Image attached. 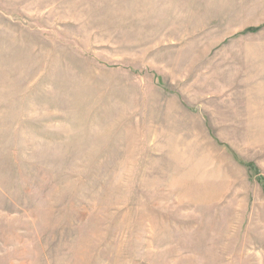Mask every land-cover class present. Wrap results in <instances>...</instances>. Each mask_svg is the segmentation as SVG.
<instances>
[{"label":"rangeland","instance_id":"rangeland-1","mask_svg":"<svg viewBox=\"0 0 264 264\" xmlns=\"http://www.w3.org/2000/svg\"><path fill=\"white\" fill-rule=\"evenodd\" d=\"M0 264H264V0H0Z\"/></svg>","mask_w":264,"mask_h":264}]
</instances>
